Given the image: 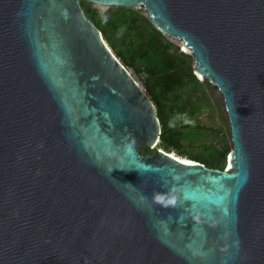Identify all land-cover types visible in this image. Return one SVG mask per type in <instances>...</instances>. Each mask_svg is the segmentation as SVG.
<instances>
[{
    "label": "water",
    "instance_id": "95a60500",
    "mask_svg": "<svg viewBox=\"0 0 264 264\" xmlns=\"http://www.w3.org/2000/svg\"><path fill=\"white\" fill-rule=\"evenodd\" d=\"M81 1L183 41L228 170L140 151L155 106ZM0 264H264V0H0Z\"/></svg>",
    "mask_w": 264,
    "mask_h": 264
},
{
    "label": "trees",
    "instance_id": "16d2710c",
    "mask_svg": "<svg viewBox=\"0 0 264 264\" xmlns=\"http://www.w3.org/2000/svg\"><path fill=\"white\" fill-rule=\"evenodd\" d=\"M80 3L120 62L145 73V93L155 106L161 132L154 149L143 145L140 151L175 150L188 160L223 170L229 151L223 145L220 127L204 125L200 119L205 111L213 110L206 92L213 86L206 79H198L192 57L168 40L140 9L110 6L100 12L85 1ZM208 137L220 138L221 147L206 145ZM199 143L201 151H188L189 146Z\"/></svg>",
    "mask_w": 264,
    "mask_h": 264
},
{
    "label": "rangeland",
    "instance_id": "374dc122",
    "mask_svg": "<svg viewBox=\"0 0 264 264\" xmlns=\"http://www.w3.org/2000/svg\"><path fill=\"white\" fill-rule=\"evenodd\" d=\"M86 3H88L91 7L97 9L100 12L107 11L108 7H110V6H105V5H98L95 3H89V2H86ZM139 9H140L141 13L145 17H147L146 11L142 7ZM165 37L168 40H170L174 45H176L180 50L184 51L185 53H188L187 52L188 49L186 50L184 48L182 40L172 39L168 36H165ZM110 49H111V47H110ZM189 55L192 57L191 54H189ZM192 59H193V57H192ZM126 68L130 71L131 75L135 78V80L138 82V84L143 87V89L145 91V87H144L145 73L144 72H139V73L135 72L133 70V68H131V67H126ZM197 77H198V79L202 80L201 76L197 75ZM212 86L213 87L211 89H207L206 92H207V98L209 99L210 103L213 105V110L210 113L208 111H205L201 115L200 119L204 125L212 126L215 128L220 127V136L223 139V145H224V147H226V149H228V151H230L232 148V143H231V139H230V126H229L228 117H227V114H226L224 106H223V99H222L220 92L218 91V89L214 85H212ZM219 140H220V138H216V139L211 140V138L208 137L204 142L206 145L213 143L216 146L221 147V145H219ZM201 145H202V143L194 144L193 146H189L188 151L191 153L201 151L202 150ZM172 153H174L175 155H177L181 158H184V159L187 158L186 155H178V152L175 150L172 151ZM228 166H229L228 163H225L224 170H227Z\"/></svg>",
    "mask_w": 264,
    "mask_h": 264
},
{
    "label": "bare ground",
    "instance_id": "6f19581e",
    "mask_svg": "<svg viewBox=\"0 0 264 264\" xmlns=\"http://www.w3.org/2000/svg\"><path fill=\"white\" fill-rule=\"evenodd\" d=\"M186 50H187V49H186ZM188 51H189V50H188ZM182 159H184V158H182ZM184 160H188V159H184ZM228 165H229V164H228ZM229 168H230V167L228 166V169H229ZM228 169H227V170H228Z\"/></svg>",
    "mask_w": 264,
    "mask_h": 264
},
{
    "label": "built area",
    "instance_id": "2783aa9c",
    "mask_svg": "<svg viewBox=\"0 0 264 264\" xmlns=\"http://www.w3.org/2000/svg\"><path fill=\"white\" fill-rule=\"evenodd\" d=\"M134 78V77H133ZM135 79V78H134ZM137 82V81H136ZM138 83V82H137ZM141 89H143V87L140 85ZM144 90V89H143Z\"/></svg>",
    "mask_w": 264,
    "mask_h": 264
}]
</instances>
